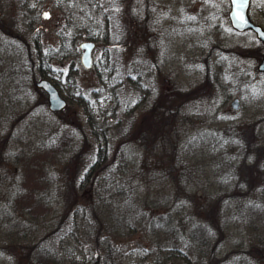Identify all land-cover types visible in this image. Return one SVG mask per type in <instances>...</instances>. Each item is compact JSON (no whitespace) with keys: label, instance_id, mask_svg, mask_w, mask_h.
<instances>
[{"label":"rangeland","instance_id":"obj_1","mask_svg":"<svg viewBox=\"0 0 264 264\" xmlns=\"http://www.w3.org/2000/svg\"><path fill=\"white\" fill-rule=\"evenodd\" d=\"M229 9L0 0V264H264V47Z\"/></svg>","mask_w":264,"mask_h":264},{"label":"water","instance_id":"obj_2","mask_svg":"<svg viewBox=\"0 0 264 264\" xmlns=\"http://www.w3.org/2000/svg\"><path fill=\"white\" fill-rule=\"evenodd\" d=\"M250 3L251 0H231V9L229 12L230 22L232 27L238 32L253 31L264 46V28L251 20L249 15ZM44 16L48 18L49 13L45 12ZM81 47L83 48L81 62L86 69H90L93 67L92 51L95 47V43L92 41L83 42ZM258 68L260 71L264 72V55ZM36 85L47 93L49 109L52 112H60L65 109L67 106L66 100L61 97L58 88L50 80L41 79ZM232 107L235 110L240 108V100L238 98L234 99Z\"/></svg>","mask_w":264,"mask_h":264},{"label":"trees","instance_id":"obj_3","mask_svg":"<svg viewBox=\"0 0 264 264\" xmlns=\"http://www.w3.org/2000/svg\"><path fill=\"white\" fill-rule=\"evenodd\" d=\"M43 77H45V78H51L49 75H48V72H46L45 71V73H43ZM56 85L57 86H59L60 87V85H58L57 83H56ZM260 151H263L262 149H260ZM171 215L172 214H170V213H168V217L166 216L165 218H164V220L162 219V224L160 223V229H164V230H168L167 228H169V224H173V222H172V218H171ZM209 233V232H208ZM208 233H206L205 234V232H203V231H201V229H199V227L197 226V227H195V228H193L190 232H189V236H190V238H191V240H193V241H196V242H198V243H201V244H203L204 246H208V244H209V234ZM208 234V235H207ZM48 256L47 257H50L51 259H49L48 261H51V262H53V263H56V264H61V261L59 260V259H56V257H55V255L54 254H52V253H46ZM50 254V255H49ZM40 258V262H43V260L45 259V258H42V257H39ZM47 261V260H46ZM73 263H76L77 264V261L76 260H73L72 261ZM47 264V263H46Z\"/></svg>","mask_w":264,"mask_h":264},{"label":"flooded vegetation","instance_id":"obj_4","mask_svg":"<svg viewBox=\"0 0 264 264\" xmlns=\"http://www.w3.org/2000/svg\"><path fill=\"white\" fill-rule=\"evenodd\" d=\"M229 3H230V8H231V2H230V0H229ZM167 8H168V6H166V3L164 2V6H163L162 10L165 11ZM229 11H230V9H229Z\"/></svg>","mask_w":264,"mask_h":264},{"label":"snow or ice","instance_id":"obj_5","mask_svg":"<svg viewBox=\"0 0 264 264\" xmlns=\"http://www.w3.org/2000/svg\"><path fill=\"white\" fill-rule=\"evenodd\" d=\"M242 19V18H241Z\"/></svg>","mask_w":264,"mask_h":264}]
</instances>
